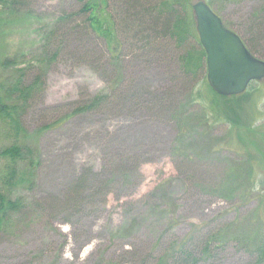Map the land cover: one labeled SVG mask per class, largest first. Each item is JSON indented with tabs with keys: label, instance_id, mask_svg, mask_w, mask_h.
<instances>
[{
	"label": "rangeland",
	"instance_id": "rangeland-1",
	"mask_svg": "<svg viewBox=\"0 0 264 264\" xmlns=\"http://www.w3.org/2000/svg\"><path fill=\"white\" fill-rule=\"evenodd\" d=\"M217 1L218 9L213 10L234 31L249 26L259 3ZM73 4L74 0H36L32 13L11 17L0 36V52L14 55L37 49L41 29ZM188 16L195 29L191 7ZM128 73L137 85L157 92L169 86L173 75L168 63L157 61H130ZM112 84L87 64L58 61L46 74L37 109L74 100L79 88L90 95L104 94ZM196 85L193 97L200 90V99L186 95L176 104L175 114L187 117H180L182 123L193 125L182 138L178 121L160 123L140 110L77 114L42 134L35 158L36 186L29 192L16 188L12 197L33 200L57 194L86 167L99 171L121 163L130 173L118 171L120 180L105 201L86 206L68 222L61 216L48 222L35 212L16 229L8 228L0 234V264H166L167 249L156 254L155 245L170 239L179 242L194 224L207 221L211 227L235 225L196 264H248L264 230V79L252 82L237 100L215 94L207 81ZM228 104L234 105L235 114ZM34 115L30 111L26 116L31 128ZM189 159L211 167L201 182L184 171ZM225 235L230 239L223 242ZM127 249L135 252L133 260H124Z\"/></svg>",
	"mask_w": 264,
	"mask_h": 264
},
{
	"label": "trees",
	"instance_id": "trees-1",
	"mask_svg": "<svg viewBox=\"0 0 264 264\" xmlns=\"http://www.w3.org/2000/svg\"><path fill=\"white\" fill-rule=\"evenodd\" d=\"M195 1L74 0L72 7L62 10L41 29L37 49L14 55L0 52V234L9 231L8 228L16 229L18 222L29 220L35 212L39 219L45 217L48 222L59 216L68 222L86 206L105 201L120 180L118 171L129 175L130 170L121 163H112V169L107 167L108 170L86 167L57 194L33 200L12 197L16 188L29 192L36 186L39 137L72 116L95 112L118 115L140 110L160 123L179 122V138L191 131L193 125L190 123L187 127L180 119L187 120L185 113L175 112L176 104L186 95L194 101L200 99V90L193 97L196 84L206 83L205 54L188 16ZM203 1L212 10L218 9L217 0ZM230 1L223 0L224 4ZM35 2L0 0V36L12 16L32 13ZM258 2L250 14L249 26L247 23L242 30L232 31L253 55L264 60V0ZM0 50H4L1 45ZM67 60L87 64L104 81L111 80L109 91L90 95L86 89L79 88L76 99L37 109L47 72L58 61ZM130 61L168 63L173 74L171 83L160 92L137 85L128 73ZM242 94L227 98L237 100ZM227 109L235 114L234 105L228 104ZM30 111L35 114L32 128L26 119ZM207 116L203 115V122ZM189 162L184 171L201 182L211 167L194 159ZM230 197L224 195L223 198ZM234 225L218 223L211 227V221L194 224L190 234L179 242L172 239L167 244L158 242L156 254L167 249L166 264H196L203 253L220 243L224 231ZM244 238L252 241L248 235ZM229 239L225 235L223 242ZM260 239L249 255L252 257L248 264H264V230ZM123 255L124 260L136 257L129 249L124 250Z\"/></svg>",
	"mask_w": 264,
	"mask_h": 264
},
{
	"label": "water",
	"instance_id": "water-1",
	"mask_svg": "<svg viewBox=\"0 0 264 264\" xmlns=\"http://www.w3.org/2000/svg\"><path fill=\"white\" fill-rule=\"evenodd\" d=\"M191 9L205 52L206 80L216 94L238 95L251 81L264 78V61L252 55L205 2L198 0Z\"/></svg>",
	"mask_w": 264,
	"mask_h": 264
}]
</instances>
